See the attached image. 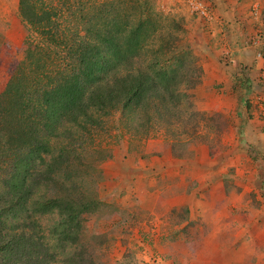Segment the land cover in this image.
Listing matches in <instances>:
<instances>
[{"label":"trees","instance_id":"trees-1","mask_svg":"<svg viewBox=\"0 0 264 264\" xmlns=\"http://www.w3.org/2000/svg\"><path fill=\"white\" fill-rule=\"evenodd\" d=\"M72 5L16 0L15 15L35 41L0 92V264H100L102 251L114 242L127 250L135 247L132 235L153 238L147 208L102 200L96 190L112 180L104 167L130 156L133 147L121 143L120 130L147 138L161 128L178 159L186 157L177 154L179 146L186 151L188 141L213 138L219 129L215 109L200 112L190 105L222 83L192 56L183 21L161 16L148 0H99L81 2L69 27L61 19ZM247 109L259 119L253 104ZM199 128L206 131L197 134ZM183 134L188 141L179 139ZM109 138L114 148L106 147ZM171 173L159 185L166 186V196L178 193L179 177ZM221 183L225 196L239 193L226 187L231 182ZM186 184L185 195L198 182L186 178ZM189 211L176 203L167 207L176 228L153 238L166 249L159 255L164 264H188L190 256L176 247L190 248L207 235L188 219ZM104 218L110 222L105 230L80 233ZM225 219L218 218L221 224ZM224 236L228 244L234 237ZM245 247L254 261L260 250ZM214 251L209 264H217L220 251Z\"/></svg>","mask_w":264,"mask_h":264},{"label":"rangeland","instance_id":"rangeland-1","mask_svg":"<svg viewBox=\"0 0 264 264\" xmlns=\"http://www.w3.org/2000/svg\"><path fill=\"white\" fill-rule=\"evenodd\" d=\"M97 1L70 0L73 5L62 15L61 24L70 27L75 23L72 13L77 11V7H82L81 2L90 4ZM148 1L161 16L183 21L185 40L191 47L192 56L196 57L203 69L213 68L218 75L222 84L216 87L212 96L202 95L200 104L191 99L193 104L190 105L200 112L215 109L212 112L220 115L214 119L220 123L216 124L219 129L214 131L213 138L206 135L205 140L199 142L188 141L187 134L179 136L181 141H188V145L186 151L180 146L177 148V154L186 156L178 159L171 156L169 136L161 128L152 131L147 138L134 137L120 130L121 143L133 147L130 156L125 162L118 160L107 164L104 170L112 180L98 186L96 190L102 200L118 198L123 204L147 208L153 238L165 233L171 235L168 232L175 230L167 212L170 204L188 206V219L196 222L199 233L205 230L204 234H207L190 248L185 249L180 244L176 247V252L190 256L188 264H209L206 258L209 253L216 252V247L220 251L215 254L214 262L217 264H264V128L260 127L253 111L248 114L247 109V104L249 107L253 104L256 109L264 91L260 90L259 72L253 82L254 79L248 76L247 66L242 65L249 63L246 59L255 55V48L250 43L264 27V0H243L241 4H246L245 9H242L238 0ZM41 2L45 6H54L57 0ZM197 4H201L204 9V16L194 15ZM6 34L4 59L11 60L14 52L18 53V57L16 61L0 62V92L35 41L28 32L21 44H18L21 33L14 29ZM238 57L242 59L235 64L234 60ZM230 64L235 67V71ZM240 108L247 109L244 117L239 113ZM107 128L115 134L111 122H108ZM198 130L197 134L206 131L202 128ZM106 140L110 141L109 145L105 144L106 147L114 148V138ZM136 151L143 155L144 161L137 157ZM171 172L179 177L175 184L178 193L166 196V186L159 185L165 181V177H170ZM186 178L196 180L198 184L185 195ZM221 179L227 185L231 182V185L226 186L228 189L238 187L239 193L233 195L230 192V196H225ZM212 208L214 211L211 213ZM223 217L226 219L221 224L218 218ZM210 220L216 223L211 230L206 227ZM109 225L110 222L104 218L94 221L90 229H81L80 233L88 235L99 232ZM220 230L222 235L214 237L215 233L220 234ZM227 233L234 235L229 244L228 237L224 236ZM132 237L136 240L135 247L130 245L131 249L125 250L123 245L114 242L102 251L100 264H164L159 255L166 249L157 248L155 239L149 237L140 240L136 234ZM245 245L260 250L254 261L246 258L250 254ZM165 264L172 263L167 261Z\"/></svg>","mask_w":264,"mask_h":264},{"label":"crops","instance_id":"crops-1","mask_svg":"<svg viewBox=\"0 0 264 264\" xmlns=\"http://www.w3.org/2000/svg\"><path fill=\"white\" fill-rule=\"evenodd\" d=\"M16 0H0V62H11V61H16L18 57V53H13L11 54L12 58L9 59H4L3 57V49H5L6 45V40H7V34L9 31H13L14 29L20 34V42L18 44H21L24 40L25 37L27 36V32L24 30L23 26L21 25L19 19L16 17ZM232 27V26H230ZM17 44V45H18ZM247 47H250L249 44H247ZM252 47V46H251ZM243 49V47L241 46ZM241 49V50H242ZM245 49H247L245 47ZM14 50V49H13ZM243 51V50H242ZM232 54V52H231ZM233 57V56H232ZM239 59L234 60L235 64L238 63L239 60L242 58L238 57ZM249 63H244L242 65L247 66V71H248V76L250 75L252 79H254L253 82L256 81V77L258 75V72L260 70L261 66V61L254 55L252 58L246 59ZM231 65V64H230ZM233 65H231L232 67ZM240 66V65H239ZM233 70L235 67H232ZM235 71V70H234ZM259 79V76H258ZM259 82H261L259 80ZM4 83V82H3ZM3 86V84H2ZM260 90L264 91V84L261 82ZM2 88V87H1ZM239 111V110H238ZM247 112V109L245 110L244 108L241 109L239 113L241 114V117H244V113ZM248 117V114H246Z\"/></svg>","mask_w":264,"mask_h":264},{"label":"built area","instance_id":"built-area-1","mask_svg":"<svg viewBox=\"0 0 264 264\" xmlns=\"http://www.w3.org/2000/svg\"><path fill=\"white\" fill-rule=\"evenodd\" d=\"M195 10L199 16L205 15V11L202 8L201 4H197ZM250 44L255 48V55L261 61V66L259 70V80L264 84V27L261 33L255 35L252 38ZM259 100L260 102L256 104V115L262 122L264 128V94Z\"/></svg>","mask_w":264,"mask_h":264}]
</instances>
